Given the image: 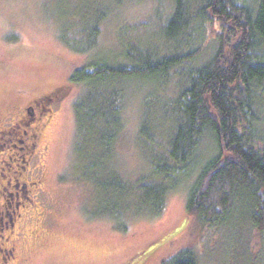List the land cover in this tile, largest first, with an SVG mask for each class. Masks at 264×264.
<instances>
[{"label":"trees","instance_id":"16d2710c","mask_svg":"<svg viewBox=\"0 0 264 264\" xmlns=\"http://www.w3.org/2000/svg\"><path fill=\"white\" fill-rule=\"evenodd\" d=\"M170 1L172 11L159 38L168 52L163 55L119 36L115 52L108 49L107 56L91 59L99 26L110 11L104 1H89L82 17L70 18V26L58 24V39L89 56L68 79L80 87L73 102L74 151L80 155L82 180L92 186L93 196L98 190L99 215L119 230L130 218L158 215L168 192L187 182V215L207 230L222 231L235 251L228 255L235 256L244 225L264 233V121L254 96L264 81V0ZM207 30L214 52L194 66L202 52L195 36ZM183 66L179 92L165 96L167 76ZM132 100L140 113L136 142L145 161L143 172L131 173L135 176L122 168L116 146ZM152 107L171 121L172 132L166 139L168 131L160 134L161 142L148 130ZM206 135L216 151L201 158ZM86 141L93 149L82 156ZM166 263L199 264L189 248L171 254Z\"/></svg>","mask_w":264,"mask_h":264},{"label":"rangeland","instance_id":"374dc122","mask_svg":"<svg viewBox=\"0 0 264 264\" xmlns=\"http://www.w3.org/2000/svg\"><path fill=\"white\" fill-rule=\"evenodd\" d=\"M89 1L92 0H0V112L5 105L14 106L69 83L67 93L53 105V117L44 127L36 148L33 166L38 167L42 178V192L36 201L43 210L32 223L40 227L41 234L20 243L18 264H167L166 258L181 248L191 249L199 264H264V233H258L250 224L244 225L241 243L235 246L237 254L232 256L228 253L235 251L227 245L222 231L207 230L187 215V182L168 192L162 212L130 218L124 230L99 215L98 190L94 188L93 196L92 186L82 180L80 155L73 147V102L80 87L68 82L89 56L65 46L58 39L57 30L58 24L70 26V18L74 21L75 16L82 17ZM94 1H104L110 11L99 26L98 44L90 53L91 59L107 56L108 49L115 52L119 36L147 44L158 55L168 53L161 48L159 38L172 11L170 0ZM194 43L202 46L193 62L198 66L214 52L215 40L207 30L202 37L195 36ZM186 69L179 67L177 74L171 72L167 76L166 94L162 92L165 96L173 97L179 92V81ZM254 96L256 113L264 121V81L254 90ZM136 105V100H132L126 106V128L116 143L122 168L129 176L136 170L143 172L145 166L136 142L140 114ZM154 108L148 130L161 142L160 134L168 131L166 139L172 132L171 121L163 120ZM19 138V134L12 133L0 139V158L8 162L6 156L10 155L13 167L19 146L11 145H16ZM4 143L10 144V150ZM213 145L212 137L202 138L199 157L214 153ZM86 148L93 149L90 141L83 144L82 156ZM110 157L106 160L109 167Z\"/></svg>","mask_w":264,"mask_h":264},{"label":"flooded vegetation","instance_id":"af4514ba","mask_svg":"<svg viewBox=\"0 0 264 264\" xmlns=\"http://www.w3.org/2000/svg\"><path fill=\"white\" fill-rule=\"evenodd\" d=\"M66 93V87L54 86L14 106L5 105L0 112V139L5 134L20 136L16 145H11L19 146L15 167L10 155L6 156L8 162L0 158V264H18L20 243L41 234L40 227L32 223L43 210L36 201L42 192L41 174L38 175V167L33 166L37 160L36 148L44 127L53 117V105ZM4 145L10 150V144Z\"/></svg>","mask_w":264,"mask_h":264}]
</instances>
